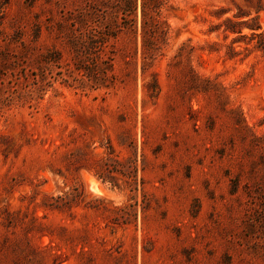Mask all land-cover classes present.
I'll use <instances>...</instances> for the list:
<instances>
[{
    "label": "rangeland",
    "instance_id": "374dc122",
    "mask_svg": "<svg viewBox=\"0 0 264 264\" xmlns=\"http://www.w3.org/2000/svg\"><path fill=\"white\" fill-rule=\"evenodd\" d=\"M0 264H264V0H0Z\"/></svg>",
    "mask_w": 264,
    "mask_h": 264
},
{
    "label": "trees",
    "instance_id": "16d2710c",
    "mask_svg": "<svg viewBox=\"0 0 264 264\" xmlns=\"http://www.w3.org/2000/svg\"><path fill=\"white\" fill-rule=\"evenodd\" d=\"M97 44V43H96ZM97 46H95L94 49H96ZM98 59V57H97ZM102 70H101V65L97 62L95 68H93V70L90 72L89 74L91 75V78H93L96 82L99 80V78L101 77Z\"/></svg>",
    "mask_w": 264,
    "mask_h": 264
}]
</instances>
